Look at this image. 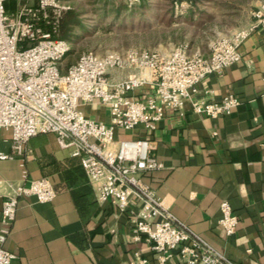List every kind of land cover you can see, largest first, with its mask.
Instances as JSON below:
<instances>
[{
	"label": "built area",
	"instance_id": "obj_1",
	"mask_svg": "<svg viewBox=\"0 0 264 264\" xmlns=\"http://www.w3.org/2000/svg\"><path fill=\"white\" fill-rule=\"evenodd\" d=\"M15 3L7 9L6 3ZM141 0H125L127 6ZM67 0H0V131L10 134L9 152L0 149V161L24 154V145L39 134L52 133L61 149L79 159L99 203L131 215L134 241L148 242L155 259L135 253L129 264H233L205 241L179 224L162 201L141 180L143 173L162 168L152 153V140L120 136L140 127L153 131L166 110L183 115L191 111L215 119L238 107L233 95L220 101L196 98L199 83L222 73L241 59L240 44L257 31L264 34V0L251 12V21L232 37L217 38L207 54L177 47L168 54L145 50L81 54L62 70L70 43L58 36L69 10ZM182 6V4H181ZM120 71L122 77L114 75ZM149 87L153 95L136 98ZM264 88V81H263ZM107 111L108 121L95 120L89 107ZM23 167V163L21 164ZM27 170L22 179H27ZM3 182L0 179V192ZM1 207L0 264H12L15 255L3 247L15 218L18 199L34 197L50 203L56 188L49 177L28 184L5 183ZM218 225L227 237L236 232L238 217L230 204L219 206Z\"/></svg>",
	"mask_w": 264,
	"mask_h": 264
},
{
	"label": "crops",
	"instance_id": "obj_2",
	"mask_svg": "<svg viewBox=\"0 0 264 264\" xmlns=\"http://www.w3.org/2000/svg\"><path fill=\"white\" fill-rule=\"evenodd\" d=\"M259 5L260 0H252L242 8L234 31L250 23ZM239 52L240 61L207 75L196 95L213 102L233 95L239 105L230 114L212 119L193 113L186 103L183 115L166 110L155 130L137 127L120 136L152 140L162 168L140 178L179 224L233 264H264V34L256 30L249 35ZM151 90L145 87L134 95L146 99ZM86 113L108 121L102 106ZM10 137L0 131L4 152H9ZM23 153L0 161V227L6 182L28 184L49 177L56 197L43 204L34 197L18 199L3 244L15 255L12 264H129L135 253L151 263L156 260L148 242L132 239L130 213L97 201L79 159L61 149L54 134L31 138ZM222 201L238 217L231 237L218 225ZM178 262L174 257L169 264Z\"/></svg>",
	"mask_w": 264,
	"mask_h": 264
},
{
	"label": "rangeland",
	"instance_id": "obj_3",
	"mask_svg": "<svg viewBox=\"0 0 264 264\" xmlns=\"http://www.w3.org/2000/svg\"><path fill=\"white\" fill-rule=\"evenodd\" d=\"M58 36L71 45L62 70L87 52L145 50L168 54L177 47L207 54L217 38L232 37L242 8L252 0H67ZM182 4V6H181ZM15 3H6L13 9ZM125 73L116 71L122 77Z\"/></svg>",
	"mask_w": 264,
	"mask_h": 264
},
{
	"label": "trees",
	"instance_id": "obj_4",
	"mask_svg": "<svg viewBox=\"0 0 264 264\" xmlns=\"http://www.w3.org/2000/svg\"><path fill=\"white\" fill-rule=\"evenodd\" d=\"M60 26H61V22H60Z\"/></svg>",
	"mask_w": 264,
	"mask_h": 264
}]
</instances>
